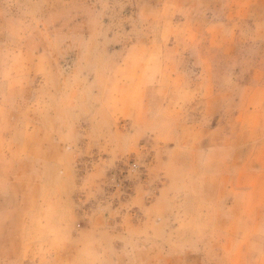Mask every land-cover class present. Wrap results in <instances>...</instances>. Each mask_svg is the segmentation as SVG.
<instances>
[{"label": "clouds", "instance_id": "clouds-1", "mask_svg": "<svg viewBox=\"0 0 264 264\" xmlns=\"http://www.w3.org/2000/svg\"><path fill=\"white\" fill-rule=\"evenodd\" d=\"M0 264H264V0H0Z\"/></svg>", "mask_w": 264, "mask_h": 264}]
</instances>
